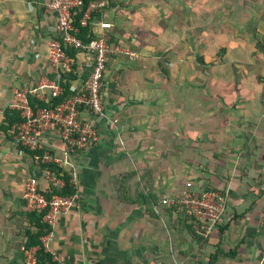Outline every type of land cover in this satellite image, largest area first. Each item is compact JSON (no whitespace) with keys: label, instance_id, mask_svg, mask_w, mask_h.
I'll use <instances>...</instances> for the list:
<instances>
[{"label":"crops","instance_id":"1","mask_svg":"<svg viewBox=\"0 0 264 264\" xmlns=\"http://www.w3.org/2000/svg\"><path fill=\"white\" fill-rule=\"evenodd\" d=\"M49 2L0 0V127L7 109L18 111L16 90L48 98L43 85L57 81L48 61L56 27ZM98 18L111 21L118 43L138 56L108 60L105 114L95 118L97 139L69 158L76 201L58 218L52 254L66 264H207L219 242L227 254L214 264H262L264 0H113ZM90 62L77 54L72 92L87 82ZM12 131L0 128V226L8 230L0 256L22 264L24 185L42 170ZM43 140L65 157L55 128ZM142 169L141 187L162 198L207 176L226 193L229 213L240 216L208 243L197 240L182 220L149 214L142 198H121L119 179Z\"/></svg>","mask_w":264,"mask_h":264},{"label":"built area","instance_id":"2","mask_svg":"<svg viewBox=\"0 0 264 264\" xmlns=\"http://www.w3.org/2000/svg\"><path fill=\"white\" fill-rule=\"evenodd\" d=\"M110 0H50L48 11L56 19L53 35L48 39V61L57 71V81L46 83L43 87L51 89L50 96L58 97L64 92L63 82L73 73V59L68 49L78 50L77 54L90 55V74L80 93L72 92L61 104L54 107H40L35 109L29 101L27 90L15 91L14 108L22 118L12 128L17 131L16 142L32 151L31 159L42 170L41 176L29 177L24 185V197L29 211H43V222L51 229L42 237L46 250H51V241L54 230L61 214L69 212L76 201V194L65 196L59 193L66 184L60 173L42 165L58 164L69 165L71 155L85 149L92 140L98 137L96 119L105 114L102 90L108 60L115 54L125 53L131 58L138 56L136 51L122 44L113 45L108 39V30L113 28L111 21L95 17L93 13H103ZM86 6L81 19V26L90 23L92 32L97 37L84 42L78 35L80 28L73 23V14L76 8ZM93 19V20H92ZM92 21V22H91ZM76 71V69H75ZM34 94V93H32ZM37 97L46 100L45 95ZM84 110L90 112L91 119L84 117ZM55 128L63 141L62 159L45 148L43 134L46 130ZM75 183L74 174L72 178ZM57 190V191H54ZM50 193V197L47 194ZM161 204L181 210L185 215L193 217L196 230L204 236H209L219 228V224L227 210V198L219 190L199 191L193 188V181L186 182L182 193H175L161 199ZM158 209V207H156ZM178 212V211H177ZM38 247L24 250L25 264H37ZM57 264H66L58 257L53 258ZM176 264H183L177 261ZM264 264V262L262 263Z\"/></svg>","mask_w":264,"mask_h":264},{"label":"trees","instance_id":"3","mask_svg":"<svg viewBox=\"0 0 264 264\" xmlns=\"http://www.w3.org/2000/svg\"><path fill=\"white\" fill-rule=\"evenodd\" d=\"M111 4H113V0H110V3L108 5V7L106 9H109V7L111 6ZM115 5V3H114ZM123 6H120L119 8L122 9ZM86 6L82 7V8H76L74 10V14H73V23L75 26L80 28V32L78 33V35L83 39L84 42H88L94 38L97 37V34L92 32L91 30V25L92 23H90L88 26H81V19L84 15ZM100 17L101 13H93L92 18L94 19L95 17ZM114 18H118L117 14L114 15ZM92 19V20H93ZM92 22V21H91ZM108 39L110 41V43H112L113 45L118 43V40L115 39V36L112 34L111 29L108 30ZM68 53L71 55L72 59H73V73L75 72L76 69V65H77V53L78 50L74 49V48H70L68 49ZM70 77L65 79V82H63V86H64V92L58 96V97H52L49 96L46 100H41L39 99L36 95L29 93L28 97H29V101L31 103V105L35 108H42V107H54L57 106L59 104H61L62 102H64L68 97L71 96L72 91H71V83H70ZM83 87V85H82ZM76 92V91H75ZM78 92L80 93V90H78ZM22 118L20 116V113L18 111H13L12 113L10 112V109H7L4 112V118H3V123L1 124V129L6 133L9 130H13L12 126L15 123L21 122ZM13 134H16V130L12 131ZM20 145V144H18ZM23 150H25V152H27L29 154V156L31 157L32 155V151H30L29 149L23 147L22 145H20ZM45 167H50L52 168L55 172L60 173L61 176L63 177V179L65 180L66 184L64 186V188L62 190H59L58 192L61 193L62 195L65 196H71V195H75L77 193V188L75 183H73L72 178H73V172L72 170L69 169L68 165H63L60 166L58 164H47V165H42ZM148 172L146 170H139V171H132L127 173L123 179H119L118 184L120 185L119 190L122 192L120 193L122 196L121 198L124 200H130L132 202V200H139L140 198H142L144 200V202L147 204V210L149 212V214H153L156 215L158 217H161L162 215L164 217H168V218H172L173 222L178 225H180V221L182 220L184 223V226L188 229V231L191 232V234L200 241L203 242H207L210 241V239L208 238L209 236H204L201 232H199L198 230H196L195 225H194V219L193 217H190L188 215H185L181 210H177L175 208H169L166 207L164 205L161 204V199L155 195L154 193H152V190L149 189L147 186H143L141 187L140 183L138 182V175H143V177L145 176V173ZM207 178L209 177H195L192 178L193 181V188H195V190H199V191H205V190H219L221 191L227 198L226 193L224 192V190L219 189L217 186L211 184ZM135 182H137L138 184L135 185ZM57 191V190H54ZM48 197H50V193L47 194ZM129 196H131L129 198ZM136 197V198H134ZM159 205H162L159 207ZM158 207V210L157 208ZM227 212V210H226ZM45 213V210L43 211H28L26 212V216L28 219V226L25 229V241L23 243L24 247H23V262L24 263V259H25V254H24V250L31 248V247H38L37 250V264H57L56 261L53 260L54 255L52 254L51 250H46L43 241H42V237L45 236L49 231H50V227L45 224L43 222V214ZM229 213V211H228ZM175 214V215H173ZM241 214V213H240ZM236 216H240L238 213H234L231 217V219L229 220V222L221 225L219 224L218 226L220 227L221 233L224 232V230H226V228H228L231 224L232 220H236ZM219 243V242H218ZM217 246V245H216ZM232 249L229 251L231 252ZM227 254V252L225 253V249H223V247L218 244L217 246V250L214 254L210 255V259H208V263L207 264H214L215 260L217 259V257L220 254ZM13 264V263H11Z\"/></svg>","mask_w":264,"mask_h":264},{"label":"rangeland","instance_id":"4","mask_svg":"<svg viewBox=\"0 0 264 264\" xmlns=\"http://www.w3.org/2000/svg\"><path fill=\"white\" fill-rule=\"evenodd\" d=\"M159 198L161 199L162 197H160L159 196ZM228 209H230V207L229 208H227V211H228ZM4 214H6V211H5V213ZM229 215L228 216H231L232 214L231 213H228ZM5 226V225H4ZM4 226H0V242L1 241H3V242H5V239L7 238L4 234H7V232H8V230L7 229H5L4 228ZM6 231V232H5ZM213 233V232H212ZM211 233V234H212ZM210 234V235H211ZM218 244H220V243H217V246H218ZM195 247H193L192 249H194ZM1 249V248H0ZM0 252H3V250H1ZM5 257V256H4ZM4 257H2V256H0V264H8L9 263V261L7 262L5 259H3Z\"/></svg>","mask_w":264,"mask_h":264}]
</instances>
